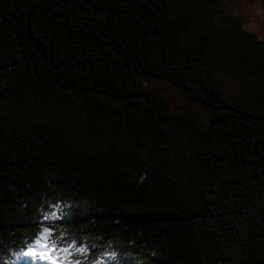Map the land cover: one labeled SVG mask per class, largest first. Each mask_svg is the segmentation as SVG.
I'll list each match as a JSON object with an SVG mask.
<instances>
[{
  "label": "trees",
  "instance_id": "obj_1",
  "mask_svg": "<svg viewBox=\"0 0 264 264\" xmlns=\"http://www.w3.org/2000/svg\"><path fill=\"white\" fill-rule=\"evenodd\" d=\"M221 2L0 0V264L57 202L81 264H264V39Z\"/></svg>",
  "mask_w": 264,
  "mask_h": 264
},
{
  "label": "snow or ice",
  "instance_id": "obj_2",
  "mask_svg": "<svg viewBox=\"0 0 264 264\" xmlns=\"http://www.w3.org/2000/svg\"><path fill=\"white\" fill-rule=\"evenodd\" d=\"M66 207L68 205L63 202L50 204V210L42 214L34 238L12 253L14 260L9 261V264H23L24 261L29 264H36L37 261L41 264H81V260L76 257L87 255L96 246L66 238L63 231L59 236L55 235L58 227L55 222L64 217L63 209ZM102 255L108 260H115L117 257L115 251H105Z\"/></svg>",
  "mask_w": 264,
  "mask_h": 264
},
{
  "label": "rangeland",
  "instance_id": "obj_3",
  "mask_svg": "<svg viewBox=\"0 0 264 264\" xmlns=\"http://www.w3.org/2000/svg\"><path fill=\"white\" fill-rule=\"evenodd\" d=\"M220 6L226 13L241 17L244 28L264 39V10L260 0H222ZM144 83L159 93L171 108L197 120H205L208 117V110L205 107L187 98L168 82L160 79H144Z\"/></svg>",
  "mask_w": 264,
  "mask_h": 264
},
{
  "label": "clouds",
  "instance_id": "obj_4",
  "mask_svg": "<svg viewBox=\"0 0 264 264\" xmlns=\"http://www.w3.org/2000/svg\"><path fill=\"white\" fill-rule=\"evenodd\" d=\"M14 251H16V250H15V249L11 250V251L9 252V255H12V253H13Z\"/></svg>",
  "mask_w": 264,
  "mask_h": 264
}]
</instances>
